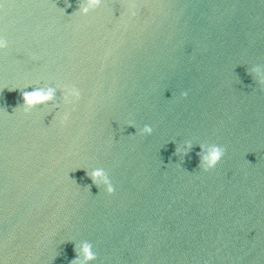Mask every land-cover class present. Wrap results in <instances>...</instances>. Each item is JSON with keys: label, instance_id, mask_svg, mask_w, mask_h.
<instances>
[{"label": "water", "instance_id": "water-1", "mask_svg": "<svg viewBox=\"0 0 264 264\" xmlns=\"http://www.w3.org/2000/svg\"><path fill=\"white\" fill-rule=\"evenodd\" d=\"M79 7L0 0V171L113 264H264V3ZM43 85L57 108L22 111ZM199 144L224 148L215 167Z\"/></svg>", "mask_w": 264, "mask_h": 264}, {"label": "clouds", "instance_id": "clouds-1", "mask_svg": "<svg viewBox=\"0 0 264 264\" xmlns=\"http://www.w3.org/2000/svg\"><path fill=\"white\" fill-rule=\"evenodd\" d=\"M103 2L104 0H80V7L77 9V11L80 15H86L91 10L99 7V5ZM260 2L264 3V0H260ZM135 14V11H131L129 13L130 16H134ZM5 43L6 42L4 41V39L0 37V48H3L5 46ZM248 71L255 79L256 83L264 87V66L253 65L248 69ZM56 90L57 87L55 86L43 85L34 89L33 91L23 92V103L19 105V108L24 112H28L36 105H48L50 107L57 108V104L54 102ZM79 95V91L77 89H73L70 93H66L63 95L62 99H60V104H74L79 99ZM180 95L182 97H185L187 96V92L182 91ZM49 102L53 103L49 104ZM67 118L68 113L66 111L59 116V120L61 123H63ZM143 131L147 134H150L152 132V128L148 125H145ZM192 146V141H185L182 147L177 146L176 153L179 154L181 158H183V156L191 150ZM199 147V167L203 170H208L215 167L224 155V148L216 144H199ZM87 175L91 178L93 184H95L99 188H103L107 194L113 193L114 188L112 186V183L102 167H96L88 170ZM74 251L76 255L75 258L71 261V264H90V262L96 260V254L93 251V245L86 240L76 242L74 244ZM0 264H5V260L0 259Z\"/></svg>", "mask_w": 264, "mask_h": 264}]
</instances>
